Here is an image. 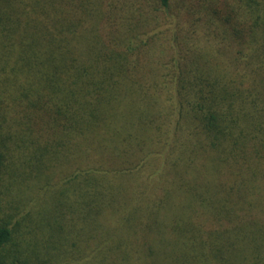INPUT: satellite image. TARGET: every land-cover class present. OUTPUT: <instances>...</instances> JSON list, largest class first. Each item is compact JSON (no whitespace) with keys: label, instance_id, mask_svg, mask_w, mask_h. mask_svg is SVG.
<instances>
[{"label":"trees","instance_id":"trees-1","mask_svg":"<svg viewBox=\"0 0 264 264\" xmlns=\"http://www.w3.org/2000/svg\"><path fill=\"white\" fill-rule=\"evenodd\" d=\"M0 264H264V0H0Z\"/></svg>","mask_w":264,"mask_h":264}]
</instances>
